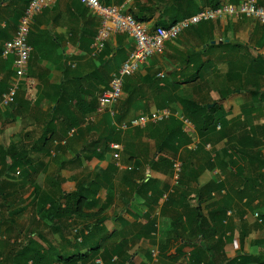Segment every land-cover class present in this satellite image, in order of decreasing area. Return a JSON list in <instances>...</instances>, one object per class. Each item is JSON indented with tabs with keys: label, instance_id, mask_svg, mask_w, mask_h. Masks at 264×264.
Instances as JSON below:
<instances>
[{
	"label": "crops",
	"instance_id": "0c3cea01",
	"mask_svg": "<svg viewBox=\"0 0 264 264\" xmlns=\"http://www.w3.org/2000/svg\"><path fill=\"white\" fill-rule=\"evenodd\" d=\"M101 1L104 5L121 8L150 30L168 28L204 9L239 2ZM30 2L0 0V199L4 201L6 198L1 188L4 181L14 186L10 193H18L20 197L30 184L37 204L35 187L39 188V193L45 192L31 179L30 163L9 171V152L15 154L27 150L31 159L34 154L44 156L46 151L52 150L53 155L71 160L68 164L76 169L81 168V160H92L100 164L102 171L90 173L86 185L93 174L101 175L114 165L117 170L112 176L116 173L120 176L119 186L122 187L115 199L118 212L113 214L107 210L109 201L106 198H102L100 204L98 196L105 187L97 195L96 208L106 207L103 215L106 217L103 224L108 230L106 233H120L118 238L157 236L162 240L158 253L168 240L182 237L186 241L181 248L185 256L174 263L166 258L170 264H186L194 250L191 243L195 242L198 231L197 227L185 225L186 206H199L206 213L209 206L225 194L224 190L214 188L230 174L226 164L237 155L242 156L247 164L254 154L248 143L253 141L261 146L264 143V25L253 18H230L201 23L167 41L161 52L126 79L122 98L112 106L114 120L108 110L99 112L98 98L102 90L105 92L110 88L112 75L128 58L134 44L128 36L117 35L108 42L101 55L94 56L93 45L100 19L77 0H58L35 18L29 35L32 54L27 75L20 80L13 103L3 105V99L16 79L14 58H5L3 48L14 38ZM258 3L264 6V0H258ZM188 80L194 81L185 84ZM178 82L183 84L173 92L172 86ZM162 91L175 96L176 100L164 106ZM179 99L195 101L208 109L216 107L213 115L219 125L213 132L212 143L204 145L195 125L184 115ZM93 101L97 104L96 112L85 118L78 130L68 131L70 113L78 115V104L83 108ZM164 110H169L171 116L159 122H149L126 131H119L114 126V121L129 123ZM182 117L189 121L188 125L183 123ZM108 127L115 128L120 137L119 142H113L122 146L117 161L112 160L110 148L106 151L102 144L94 145L110 136L104 131ZM50 137V146L46 148L44 140ZM18 138L22 148L9 151L10 141L15 143ZM3 153H6L5 161ZM174 162L182 164L178 181L174 175ZM190 162L193 164L191 170L198 173V182L181 185L182 174L190 171L185 165ZM147 180L156 183L137 192L141 183ZM209 189L213 198L199 204L197 193ZM153 191L162 193L157 203ZM185 195L187 198L183 199ZM245 203L246 199L239 203V209L234 207L228 212V240L220 255L213 258L216 264L227 261L236 264L241 253L251 256L248 264H264V207L258 200L250 209ZM94 209L86 212L98 211ZM256 217H261V225ZM148 221L155 223V232L146 235L139 229V224L144 226ZM180 247L181 244L173 243L169 255H174ZM130 260L133 263V259Z\"/></svg>",
	"mask_w": 264,
	"mask_h": 264
},
{
	"label": "trees",
	"instance_id": "16d2710c",
	"mask_svg": "<svg viewBox=\"0 0 264 264\" xmlns=\"http://www.w3.org/2000/svg\"><path fill=\"white\" fill-rule=\"evenodd\" d=\"M259 5H263L259 3ZM194 80H188L185 84H189ZM183 83L178 82L172 86V91L175 92ZM125 87V85H124ZM161 98L164 101V106H168L170 103L176 100L175 96L165 94L161 92ZM179 102L183 108L184 115L191 121L201 138L204 140V145L212 143L213 132L216 131L219 121L214 118V111L216 107L208 109L205 105L198 104L192 100L179 99ZM77 105L78 115L70 113L71 121L67 130L79 129L83 124L84 119L94 114L97 110V104L95 101L83 105ZM58 111V109H57ZM52 137L44 140V147H49ZM118 137L114 132L105 139L104 142L94 143L102 144L103 150L109 149V144L113 142H119ZM253 142V141H252ZM251 141L248 143L253 145ZM257 144V143H256ZM48 150V149H47ZM3 160L6 159V153ZM11 158V164L8 165L9 171H15L29 163V152L23 151L20 153H8ZM193 155V154H192ZM242 156L237 155L235 159H231L226 166L230 168V174L226 175L225 180L218 183L214 189L217 191L224 190L225 194L215 203H212L207 212L204 213L203 209L199 206H186L187 208V223L188 227H197V238L195 242L191 243L194 246V250L191 251L189 259L186 264H216L215 258L222 251L226 241V232L229 231L228 212L232 211L234 207L240 208L239 203L246 199V207L250 209L252 204L258 200L259 204L264 207V159L261 158L260 153H256L250 156L248 163ZM259 163L257 173H253L251 166ZM193 164L188 163L185 165V169L190 170L188 174H182L180 184L187 185V182H198V173L191 170ZM246 165H248L246 167ZM117 168L114 165H110L103 174H93L90 183L83 185L77 191L71 193L62 194L59 199H54L46 192L39 193V188L35 187L36 194L38 195V204L48 211V219L51 222V228L53 231L60 233L62 231L64 223L69 220H82L84 222H91L90 224L82 228H76L74 245L71 252H58L55 249H46L39 241L30 235L24 237V241L21 245L12 251V255L9 258L8 264H89L97 263L109 264L113 254L108 253V243L113 241L120 233L113 232L107 234L106 229L103 226L106 221V217L103 216L106 210L105 206H100L99 210L94 213H87L86 210H92L98 206L97 195L100 189L106 186L108 180L112 176V172ZM156 182L152 180L143 181L139 186L137 192L144 191L145 188ZM209 186V185H208ZM210 190V189H209ZM206 191L204 193H197L198 203L203 204L204 201H210L213 198L212 191ZM153 198L156 201L162 197V193L153 191ZM203 196L204 199H201ZM187 195L183 197L186 199ZM1 225V223H0ZM139 229L144 234L155 232V223L148 221L147 224L141 226ZM222 230V232H221ZM186 242L182 237L178 240H168L167 243L159 250L160 256H165L171 259L174 263L177 262L182 256H185L181 252V248ZM181 244L179 251L170 254V246L173 243ZM169 255V256H168ZM4 257V244L0 239V264L1 259ZM209 260V261H208ZM251 260V256L241 253L236 259V264H248ZM132 261L129 259L123 264H130ZM233 262L227 261L225 264H232Z\"/></svg>",
	"mask_w": 264,
	"mask_h": 264
},
{
	"label": "rangeland",
	"instance_id": "374dc122",
	"mask_svg": "<svg viewBox=\"0 0 264 264\" xmlns=\"http://www.w3.org/2000/svg\"><path fill=\"white\" fill-rule=\"evenodd\" d=\"M103 92L104 90L100 93L99 98ZM104 131L106 133L109 132V134L114 132V134L118 135L115 128L108 127ZM260 146L261 144L253 143L252 152L254 154L256 152L260 153L261 158L264 159V143ZM21 148L22 143L19 141V138L16 139L15 143L10 141V146L8 145V149L11 152L18 151ZM112 160L117 161L115 159ZM68 161L71 160L53 155L52 150L46 151L44 156L34 154L29 161L30 167L32 168L30 177L39 184L42 191L48 192L54 198H59L63 193L78 190L83 184L89 182L88 175L90 173L102 171L100 164L92 160H87L86 158L81 160V168L77 169L72 168L73 165L68 164ZM258 165L259 163L257 162L251 166V170L255 174L258 171ZM14 175L18 176V174ZM11 178H15V176ZM119 184L120 176L116 173L110 177L104 191L98 196L100 204L103 203L102 198H106L109 201V208L107 210H110L113 214L118 212L115 199L120 193L119 189L121 185L119 186ZM1 188L6 194L4 201L0 199V239L4 244V257L1 259L2 264L9 263L12 251L22 244L26 235L34 237L46 249H55L60 253L71 252L73 246H75L74 229H83L84 226L86 227V225L91 223L79 219L69 220L63 225L65 229L57 233L51 228L48 211L38 206L30 184L28 190L25 191L22 197L18 193H10V190L14 186L8 181H4ZM22 189L24 191V185ZM94 210L97 211L98 208ZM155 219L157 220V218ZM257 222L261 225V217L257 218ZM109 227L110 229L112 228L110 223ZM129 231L131 229L127 230V232ZM160 242L162 240L158 239L157 236H150L148 238L142 236L120 237L109 241L108 253L114 255L117 252L109 264H123L130 258L133 259V263L130 264H170L167 262L168 259L165 256H160L158 253ZM89 264H100V261Z\"/></svg>",
	"mask_w": 264,
	"mask_h": 264
},
{
	"label": "built area",
	"instance_id": "2783aa9c",
	"mask_svg": "<svg viewBox=\"0 0 264 264\" xmlns=\"http://www.w3.org/2000/svg\"><path fill=\"white\" fill-rule=\"evenodd\" d=\"M58 0H31L23 16L19 21L14 38L7 42L3 48L5 58H14L16 79L9 93L3 99V105L13 103L20 80L26 77L32 54L29 43V35L35 18L45 9L52 7ZM83 6L94 12L100 19V25L93 45L94 56L101 55L108 42L117 35H126L133 41L134 48L122 66L112 75L110 88L102 93L98 100L99 112L109 111L115 120V112L112 106L118 102L124 93V84L127 78L134 76L154 55L161 52L167 41L177 38L190 28L201 23L215 22L230 18H253L264 25V6L259 5L258 0H239L237 4L222 5L213 9H204L195 15L183 19L168 28L158 27L150 30L148 26L136 20L132 15L125 13L116 6H107L101 0H77ZM171 116L169 110H164L152 116H143L133 119L129 123L118 124L114 121L119 131L143 127L149 122H159ZM184 124L189 121L182 117ZM114 159L120 158L122 146L112 143L109 146ZM174 175L176 181L182 173V164L174 162Z\"/></svg>",
	"mask_w": 264,
	"mask_h": 264
}]
</instances>
